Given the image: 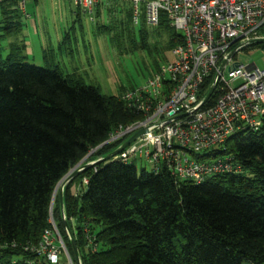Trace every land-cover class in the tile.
Masks as SVG:
<instances>
[{
  "label": "trees",
  "instance_id": "obj_1",
  "mask_svg": "<svg viewBox=\"0 0 264 264\" xmlns=\"http://www.w3.org/2000/svg\"><path fill=\"white\" fill-rule=\"evenodd\" d=\"M109 1L115 6L106 7L101 25L107 33L113 28L109 45L153 55L154 73L181 35L164 12L153 32L137 30L132 10ZM103 4L98 0L96 19ZM18 11L17 0H0L5 35L19 28ZM135 88L104 95L56 64L37 66L14 53L0 57V264L36 261L25 247L40 241L50 218L73 258L62 212L81 264H264V115L260 129L225 141L241 173L195 184L164 168L137 173L133 163L111 157L64 185L62 207L57 195L51 204L55 185L74 165L106 157L120 145L104 143L109 134L141 119L122 99ZM83 226L94 236L95 252L86 248Z\"/></svg>",
  "mask_w": 264,
  "mask_h": 264
},
{
  "label": "built area",
  "instance_id": "obj_2",
  "mask_svg": "<svg viewBox=\"0 0 264 264\" xmlns=\"http://www.w3.org/2000/svg\"><path fill=\"white\" fill-rule=\"evenodd\" d=\"M70 1L73 14L95 21L98 0ZM117 1L131 3L134 23L138 22L139 3L145 4L144 18L151 26L157 25L160 12H164L182 40L170 51L173 60L162 63L143 85L122 95L127 107L141 119L119 125L104 143L119 141L121 145L137 130L143 129V133L112 159L123 163L145 160L153 172L164 168L176 178L195 184L241 173V164L225 152V141L234 134L261 128L264 67L233 60L239 51L264 38L260 33L264 0ZM17 7L25 12V0H17ZM214 78L212 93L203 101ZM101 159L85 158L83 163L90 166ZM86 183L83 177L82 185ZM50 224L37 244L25 247L37 257L29 264H81L80 256L75 261L69 254L51 218ZM82 231L86 248L95 252L94 236L86 226Z\"/></svg>",
  "mask_w": 264,
  "mask_h": 264
},
{
  "label": "rangeland",
  "instance_id": "obj_3",
  "mask_svg": "<svg viewBox=\"0 0 264 264\" xmlns=\"http://www.w3.org/2000/svg\"><path fill=\"white\" fill-rule=\"evenodd\" d=\"M101 1L104 4L98 19L90 22L86 16L76 18L73 15L70 0H25V12L21 9L18 11L21 13L19 28L8 35L0 29V57L14 53L18 60L37 66L52 67L56 64L62 71L79 76L85 84L97 86L104 95H116L123 88L143 85L153 72V55L138 48H129L120 53L116 47L109 45L108 35L113 33V28L107 33L101 25L107 23L106 7H113L115 4L109 0ZM116 3L120 9L133 10L128 1ZM144 10L145 4L139 3L138 22L131 24L137 30L150 33L154 26L146 23ZM260 33L264 35V31ZM159 46L161 47L160 43ZM165 58L173 60L174 56L168 51L165 52ZM233 61L244 64L253 62L257 67L263 68L264 42L239 51ZM133 165L137 173L142 169L148 172L151 169V165L145 160H136ZM61 184L62 182L59 187Z\"/></svg>",
  "mask_w": 264,
  "mask_h": 264
},
{
  "label": "water",
  "instance_id": "obj_4",
  "mask_svg": "<svg viewBox=\"0 0 264 264\" xmlns=\"http://www.w3.org/2000/svg\"><path fill=\"white\" fill-rule=\"evenodd\" d=\"M260 42H264V38L261 39ZM215 82H216V78L213 79V81H212V83H211V85H210V87H209L206 95L203 98V101H206L209 98V96L211 95L212 90H213L214 85H215ZM142 133H143V129L137 130L132 135H130L121 145H119L112 153L108 154L106 157H103L101 160H107V159L111 158L112 156H114L115 154H117L121 149H123L126 145H128L131 141H133L137 136H139ZM84 160H85V158H83L76 165H74L58 181V183L55 185V188H54L53 193H52V202H51V204L53 203V200H54V197H55V194H56V191H57L58 201H59L60 207H62L63 187H64V185L67 182H69L72 178H74L82 169H84L85 167L88 166V164L83 163ZM60 181H62V184L59 187V182ZM62 223H63V226L65 228V231H66V234L68 236V239L70 240L71 252H72L73 259L75 261H77L78 258H79V254H78L77 248H76V246H75V244L73 242V238H72L71 231H70V229H69V227H68L65 219H63Z\"/></svg>",
  "mask_w": 264,
  "mask_h": 264
},
{
  "label": "bare ground",
  "instance_id": "obj_5",
  "mask_svg": "<svg viewBox=\"0 0 264 264\" xmlns=\"http://www.w3.org/2000/svg\"><path fill=\"white\" fill-rule=\"evenodd\" d=\"M62 181L59 182V184L61 183Z\"/></svg>",
  "mask_w": 264,
  "mask_h": 264
}]
</instances>
